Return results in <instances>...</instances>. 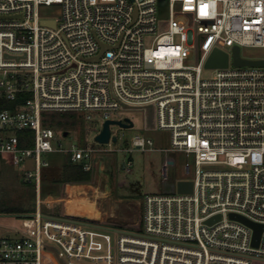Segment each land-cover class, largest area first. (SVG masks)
<instances>
[{
    "label": "built area",
    "instance_id": "built-area-1",
    "mask_svg": "<svg viewBox=\"0 0 264 264\" xmlns=\"http://www.w3.org/2000/svg\"><path fill=\"white\" fill-rule=\"evenodd\" d=\"M164 1L167 24L158 17ZM235 46L264 48V0H0V161L32 160L22 178L36 194L22 227L0 238V264L264 262V231L255 247L254 229L231 217L264 226V67L233 66ZM216 48L229 53V67L204 79ZM119 109L153 111L146 129L170 133L164 151L194 155L195 179L183 180L193 191L178 193L176 182L174 192L147 196L136 231L52 214L60 203L43 196L44 155L65 153L92 174L103 149L55 148L44 114L100 115L103 128L126 118H113ZM23 130L31 147L21 145ZM131 143L154 150L144 135Z\"/></svg>",
    "mask_w": 264,
    "mask_h": 264
},
{
    "label": "rangeland",
    "instance_id": "rangeland-1",
    "mask_svg": "<svg viewBox=\"0 0 264 264\" xmlns=\"http://www.w3.org/2000/svg\"><path fill=\"white\" fill-rule=\"evenodd\" d=\"M53 9H45L49 16ZM158 17L164 24L169 22V9L167 1L159 6ZM241 55L243 58L257 60L264 59V48L242 47ZM188 65L196 63L192 57L186 62ZM214 76L213 70H205L204 79H211ZM10 105V104H9ZM153 111L147 109H119L113 112L114 119L121 117L130 118L134 122L131 129H121L112 126V133L118 138V141L112 147L108 145H98L95 143V135L102 128L101 120L96 116V121H87L84 115H77L76 127L63 130L54 127L56 138L54 146L58 149H70L72 146L95 147L103 149L98 153V161L102 163V168L112 176L111 195H106L108 179L105 174H100L99 170L89 173L91 180L87 185L95 187V190L103 192V197L96 198V206L101 211L98 221L118 226L121 229H130L136 231L133 227L138 223L142 216V203L149 195H160L168 192H174L175 183L181 180H194L196 176V165L194 155L168 151L171 148L170 133L161 130H147V127H154L155 121ZM67 132L68 135L64 136ZM144 135L152 138L154 141L153 151H140L132 147L131 139L135 135ZM33 142V134L30 138ZM61 144L62 146H60ZM112 148L113 151H109ZM132 149V152L129 150ZM67 155L65 153H49L44 158L50 162V167L44 170V196L48 190L59 193L61 186L53 185L45 180L51 175H58L62 171L63 164ZM131 162L130 169L124 168V165ZM189 164L190 172L186 173V165ZM166 168L167 177L164 176ZM25 169L34 170L32 160H27L24 166H15L9 159L0 161V201L7 206L36 207V194L33 193L34 186L23 182V171ZM47 175V176H46ZM46 188V189H45ZM73 189V188H72ZM86 191L89 188L85 189ZM95 190L89 193L94 197ZM35 191V190H34ZM51 193V192H50ZM109 196V197H105ZM95 204V202L90 201ZM68 211L73 213L72 203L68 204ZM58 210L51 212L56 214ZM24 216V215H23ZM22 227V216L16 214H0V238L12 237L15 231ZM109 227V226H108ZM111 227V226H110ZM54 255V254H53ZM55 260L57 258L53 256ZM257 264H264L260 262Z\"/></svg>",
    "mask_w": 264,
    "mask_h": 264
},
{
    "label": "water",
    "instance_id": "water-1",
    "mask_svg": "<svg viewBox=\"0 0 264 264\" xmlns=\"http://www.w3.org/2000/svg\"><path fill=\"white\" fill-rule=\"evenodd\" d=\"M46 24L54 25V21H46L44 22ZM232 56V65L235 67H264V59H257V60H252V59H247L243 58L241 55V48L239 46H235L231 52ZM230 64V55L229 53L221 50V49H214L210 56L208 57L205 68L208 70H213V69H226L229 67ZM112 126H117L121 129H131L134 127V122L130 118H125L124 120H107L104 125L102 130L100 131L99 134H97L94 138L95 142L101 145L108 144L110 142V138L112 135L111 127ZM68 133H65V136H67ZM113 142H117V137L114 136L112 138ZM99 173L100 174H105V176L108 179V186L106 188V195L112 192L111 189V183H112V176L110 173L105 172L102 167L99 168ZM177 191L178 193H191L193 191V182L191 181H177ZM105 197H109L106 196ZM232 218L237 219L246 225L252 227L254 229V240H253V245L255 247L258 246L260 237L262 232L264 231V226L259 225V224H254L242 217L231 215ZM216 219H219V217H216L214 219H211L208 221V223H213Z\"/></svg>",
    "mask_w": 264,
    "mask_h": 264
},
{
    "label": "trees",
    "instance_id": "trees-1",
    "mask_svg": "<svg viewBox=\"0 0 264 264\" xmlns=\"http://www.w3.org/2000/svg\"><path fill=\"white\" fill-rule=\"evenodd\" d=\"M77 115L74 112L67 113H45L44 114V124L50 127H58L63 130L73 129L76 127ZM66 133V132H65ZM21 139V145L26 147H31V131L23 130L18 132ZM28 141V142H27ZM44 178V173H43ZM91 180L89 173L83 170L81 164H76L71 161L70 156L67 155L65 162L62 167V171L59 179H55L58 183H86ZM74 188V187H73ZM35 196V191L33 190ZM34 212L33 208H29L25 205L22 206H7L0 201V214H16V215H28Z\"/></svg>",
    "mask_w": 264,
    "mask_h": 264
},
{
    "label": "crops",
    "instance_id": "crops-1",
    "mask_svg": "<svg viewBox=\"0 0 264 264\" xmlns=\"http://www.w3.org/2000/svg\"><path fill=\"white\" fill-rule=\"evenodd\" d=\"M60 174L51 175L50 178L48 177L45 180V182L46 181H50V183L53 184V185L61 186L60 189H59L60 190L59 193H54V192H52V191L47 189L46 193L47 192L48 193L45 194V196H44L45 190L43 188V196L45 198L49 197L53 201H57L58 203H60V205L56 208V210H58V212H60V213H62V212L69 213L67 207H68V204H70V203H72V205L74 204L73 200L77 201L79 198H83V199L87 198V200L93 201L96 204V198L104 196L103 192H100L99 190H95V187H93L91 185H87L86 183H58V182H55L54 181L55 179H59L60 178ZM43 186H44V182H43ZM87 188H89V190L86 191L85 189H87ZM93 190H95L96 195H94V197L92 199V197L89 195V193L92 192ZM75 191H76V193H75ZM71 209H70L71 214H73ZM96 209L98 210L99 215L102 217V215H101L102 213L98 209L97 206H96Z\"/></svg>",
    "mask_w": 264,
    "mask_h": 264
},
{
    "label": "bare ground",
    "instance_id": "bare-ground-1",
    "mask_svg": "<svg viewBox=\"0 0 264 264\" xmlns=\"http://www.w3.org/2000/svg\"><path fill=\"white\" fill-rule=\"evenodd\" d=\"M73 201V214H79L91 218H97L99 216V212L96 209V204L91 203L89 200H87V198H79L77 201Z\"/></svg>",
    "mask_w": 264,
    "mask_h": 264
},
{
    "label": "snow or ice",
    "instance_id": "snow-or-ice-1",
    "mask_svg": "<svg viewBox=\"0 0 264 264\" xmlns=\"http://www.w3.org/2000/svg\"><path fill=\"white\" fill-rule=\"evenodd\" d=\"M206 8H207V5H201L200 6L201 14H206L204 11ZM257 23H259V21H257Z\"/></svg>",
    "mask_w": 264,
    "mask_h": 264
}]
</instances>
